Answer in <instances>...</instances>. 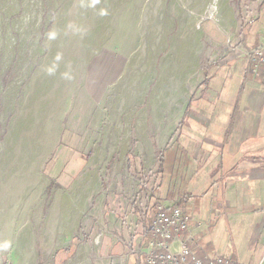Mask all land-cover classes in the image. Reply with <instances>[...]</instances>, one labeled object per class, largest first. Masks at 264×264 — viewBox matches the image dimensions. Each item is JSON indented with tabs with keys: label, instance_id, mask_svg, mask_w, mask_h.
<instances>
[{
	"label": "rangeland",
	"instance_id": "obj_1",
	"mask_svg": "<svg viewBox=\"0 0 264 264\" xmlns=\"http://www.w3.org/2000/svg\"><path fill=\"white\" fill-rule=\"evenodd\" d=\"M257 38L264 0H0V264H145L120 219L197 168L198 96ZM218 228L211 252L256 263L257 224Z\"/></svg>",
	"mask_w": 264,
	"mask_h": 264
},
{
	"label": "crops",
	"instance_id": "obj_2",
	"mask_svg": "<svg viewBox=\"0 0 264 264\" xmlns=\"http://www.w3.org/2000/svg\"><path fill=\"white\" fill-rule=\"evenodd\" d=\"M243 62V67L239 62L231 65L229 70L237 67L234 74L229 71L230 74L225 76V69H222L219 74L212 75L204 94L198 96L205 103L197 109L189 124L185 141L187 149L193 150L197 156L194 159L198 165L195 172L188 164L190 159L181 157L179 164L177 157L165 168L163 158H160L164 172L161 183L151 194L152 203L146 207L141 204L138 208L132 205L129 216L120 219L134 223L136 232L141 231L131 239L134 246L140 242L145 245L149 238L147 226L153 219L155 208L159 203H165L168 210L177 206L190 217L183 238L200 258L206 255L232 258L211 252L214 227L220 226L221 231L223 226H236L233 230L242 234L245 225L257 224L255 264H264V208L253 205L255 200L264 203V67L260 68L259 74L253 75L245 59ZM197 99L193 104L189 103L190 108L198 104ZM194 177L199 181L189 192L187 188ZM173 179L181 183L175 190L172 188ZM193 221H204L208 229L201 231L199 224H193ZM125 231L126 237L133 234L132 229ZM136 246L126 252V257L139 256L134 253Z\"/></svg>",
	"mask_w": 264,
	"mask_h": 264
},
{
	"label": "built area",
	"instance_id": "obj_3",
	"mask_svg": "<svg viewBox=\"0 0 264 264\" xmlns=\"http://www.w3.org/2000/svg\"><path fill=\"white\" fill-rule=\"evenodd\" d=\"M237 58L246 60L253 75L259 74L260 68L264 67V38L251 48L237 46L229 49L227 59ZM190 222V217L182 213L179 207L171 206L168 210L165 203H159L147 226L149 238L134 253L143 257L145 264H232L222 256L206 255L200 258L190 250L187 240L183 238ZM112 264H115V260Z\"/></svg>",
	"mask_w": 264,
	"mask_h": 264
}]
</instances>
